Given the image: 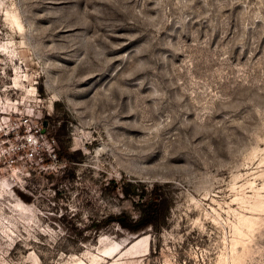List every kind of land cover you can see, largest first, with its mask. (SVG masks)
I'll use <instances>...</instances> for the list:
<instances>
[{"label": "rangeland", "instance_id": "rangeland-1", "mask_svg": "<svg viewBox=\"0 0 264 264\" xmlns=\"http://www.w3.org/2000/svg\"><path fill=\"white\" fill-rule=\"evenodd\" d=\"M0 264H264V0H0Z\"/></svg>", "mask_w": 264, "mask_h": 264}, {"label": "trees", "instance_id": "trees-1", "mask_svg": "<svg viewBox=\"0 0 264 264\" xmlns=\"http://www.w3.org/2000/svg\"><path fill=\"white\" fill-rule=\"evenodd\" d=\"M69 146V138L61 140L57 150L59 159H76V154L80 152L78 150L70 151ZM110 183L112 191L116 195L130 198L137 215L134 217L124 211L109 213L106 216L107 221H115L121 228L132 234H139L140 231L148 227L155 230L161 228L169 211V197L162 184L159 182L146 183L145 181L126 178H123L121 182L112 179Z\"/></svg>", "mask_w": 264, "mask_h": 264}, {"label": "built area", "instance_id": "built-area-1", "mask_svg": "<svg viewBox=\"0 0 264 264\" xmlns=\"http://www.w3.org/2000/svg\"><path fill=\"white\" fill-rule=\"evenodd\" d=\"M27 139V138H26ZM30 139L34 142V143H37L38 142V138L37 137H34L33 135L32 136H30ZM29 139V140H30ZM22 155L23 156H28V157H31V158H35V156H34V151L31 149V150H29V151H27V150H25L23 153H22ZM39 157V159H42V157H43V155L41 154V155H39L38 156ZM47 158L49 159V158H51L50 160H51V162H58V156H57V152H56V150H55V147L54 146H52L51 144H49V149H48V156H47Z\"/></svg>", "mask_w": 264, "mask_h": 264}, {"label": "bare ground", "instance_id": "bare-ground-1", "mask_svg": "<svg viewBox=\"0 0 264 264\" xmlns=\"http://www.w3.org/2000/svg\"><path fill=\"white\" fill-rule=\"evenodd\" d=\"M107 258H110V257H107Z\"/></svg>", "mask_w": 264, "mask_h": 264}]
</instances>
